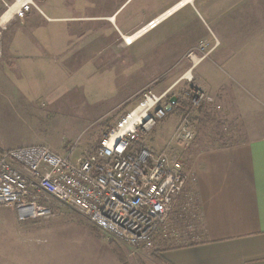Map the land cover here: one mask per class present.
Segmentation results:
<instances>
[{"label": "crops", "instance_id": "obj_1", "mask_svg": "<svg viewBox=\"0 0 264 264\" xmlns=\"http://www.w3.org/2000/svg\"><path fill=\"white\" fill-rule=\"evenodd\" d=\"M41 3L40 13L32 10L26 22H17L20 33L27 32L30 39L23 34L22 41L17 37L13 43L16 77L30 78L44 60L64 56L73 45L101 49L90 53L94 65L96 59L101 64L98 56L112 60L120 48L133 46L143 35L129 46L122 38L155 19H160L156 29L174 19L172 24L181 33V44L175 45L180 56L191 49L201 56L199 44L210 52L218 46L212 57L206 60L207 55L195 66L200 70L193 75L192 86L228 115L236 142L193 153L190 165L184 164L196 178L193 191L202 225L198 243H171L178 238L171 233L158 234L149 252L116 242H109V247L113 243L126 264H264V25L261 20L250 23V12L261 10L259 0ZM111 248L99 257L101 262L123 264Z\"/></svg>", "mask_w": 264, "mask_h": 264}, {"label": "rangeland", "instance_id": "obj_2", "mask_svg": "<svg viewBox=\"0 0 264 264\" xmlns=\"http://www.w3.org/2000/svg\"><path fill=\"white\" fill-rule=\"evenodd\" d=\"M41 2L36 3L38 8ZM259 2L261 10L250 12V23L261 20L264 25V0ZM14 3L15 0L0 1V18ZM24 19H16L12 12V19L0 27V151L37 145L60 156L71 150L72 159H77L95 146L107 126L137 103L141 92L161 94L189 68L187 56L192 49L182 56L175 49L181 44V33L173 26L172 18L133 46L120 48L116 58L107 61L98 56L99 65L97 59L94 65L89 57L91 51L101 49L73 45L64 56L44 60L30 78L16 77L13 43L17 37L22 41L23 34L24 39H30L27 32L21 34L17 28V22L24 23ZM217 47L206 60L218 51ZM198 70L195 67L191 75ZM190 90L191 85L184 81L172 88L170 94L177 99L176 106L142 139V144L156 152L169 146L170 154L183 165H190L193 153L236 142L228 115L223 109L209 112V106L192 114L196 136L189 146L171 142L181 110H190L185 99ZM186 203L181 197L166 218V230L160 233L178 236L177 241H170L177 245L198 243L202 230L196 198L187 211ZM53 205L52 217L24 223L17 222L11 208L0 207V264H104L99 257L109 252V242L114 241L75 210Z\"/></svg>", "mask_w": 264, "mask_h": 264}, {"label": "built area", "instance_id": "obj_3", "mask_svg": "<svg viewBox=\"0 0 264 264\" xmlns=\"http://www.w3.org/2000/svg\"><path fill=\"white\" fill-rule=\"evenodd\" d=\"M38 1L15 0L13 15L23 20L32 10L40 13ZM159 22L152 20L137 33L142 36L156 29ZM198 51L199 57L194 52L188 54L191 65L171 88L161 94L141 92L137 103L107 128L85 155L72 159L71 150L60 156L37 145L1 150L0 207L11 208L17 222L24 223L52 217L57 203L75 210L122 246L152 249L180 198L187 200L184 210L193 207L196 178L170 154L169 146L156 152L142 144V139L172 110H168L170 91L182 81L191 85V94L185 93L190 110H181L171 142L189 146L196 136L192 114L206 110L205 106L210 107L209 112L221 110L212 98L192 86V70L210 52L202 44Z\"/></svg>", "mask_w": 264, "mask_h": 264}, {"label": "bare ground", "instance_id": "obj_4", "mask_svg": "<svg viewBox=\"0 0 264 264\" xmlns=\"http://www.w3.org/2000/svg\"><path fill=\"white\" fill-rule=\"evenodd\" d=\"M13 6V5H12ZM11 6L10 10L5 12L2 17L0 18V27L4 26L5 24H7L11 19H12V12H13V7ZM141 37L140 33H135L133 36L131 37H126L124 38L126 41H128L130 43V45L133 43L134 40H136L137 38Z\"/></svg>", "mask_w": 264, "mask_h": 264}, {"label": "trees", "instance_id": "obj_5", "mask_svg": "<svg viewBox=\"0 0 264 264\" xmlns=\"http://www.w3.org/2000/svg\"><path fill=\"white\" fill-rule=\"evenodd\" d=\"M172 109H174V108H172ZM110 244H111L112 248L115 250V252L117 253V255L119 256L120 260L123 262V264H126L125 263V259H124L123 255H122V253L120 252V250L113 243H110Z\"/></svg>", "mask_w": 264, "mask_h": 264}, {"label": "water", "instance_id": "obj_6", "mask_svg": "<svg viewBox=\"0 0 264 264\" xmlns=\"http://www.w3.org/2000/svg\"><path fill=\"white\" fill-rule=\"evenodd\" d=\"M176 101H177V99H176L175 97H171V98L169 99V104H170V107H169V109H168V110H170V109H171V107L175 106V104H176Z\"/></svg>", "mask_w": 264, "mask_h": 264}]
</instances>
